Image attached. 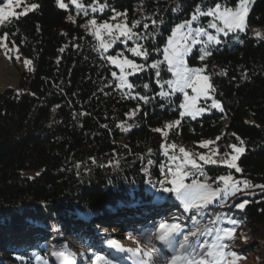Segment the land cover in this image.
I'll return each instance as SVG.
<instances>
[{"label":"trees","instance_id":"trees-1","mask_svg":"<svg viewBox=\"0 0 264 264\" xmlns=\"http://www.w3.org/2000/svg\"><path fill=\"white\" fill-rule=\"evenodd\" d=\"M29 2L39 7L0 25V34L7 32V40L33 65L20 74L16 88L0 91V264H49L44 261L46 256L73 248L68 241L81 238L84 249L79 264H90L94 252L105 255L95 245L90 247L87 231L91 226L111 227L113 220L131 218L139 227L150 228L155 220L148 219L147 213L166 209L179 214L175 209L180 202L172 194L162 193L157 181L164 179L161 169L167 171L170 157L180 147L194 155L208 149L227 154L232 151L230 144L245 148L236 161L241 172L222 163L204 164L196 155L205 175L190 177L185 183L211 177L208 182L216 186L222 182L215 178L231 173L253 187L247 194L229 195L225 204L214 201L196 217L195 224L218 220L216 225L221 228L236 227L240 240L225 250H236L243 264L245 260L264 264V189L255 187L264 185V0H252L244 32L231 33L219 45L210 44L212 54L203 61L198 58L200 46L186 57L189 66H207L205 73L222 106V110L213 108L196 119L180 118V93L172 97L171 104L156 95L160 87L154 69L128 76L135 85L133 91L147 95L148 103L129 98L126 87L116 86L111 72L119 69L102 59L103 50L88 24L92 18L98 24L112 21L110 9L92 13L89 8L85 16L70 0H64L67 9H61L57 0ZM80 2L87 7L92 0ZM100 2H108L118 12L126 11L129 26L140 21L136 32H144L145 23L152 32L149 18H162L164 24L154 42L162 49L175 24L190 17L197 5L206 10L217 2L234 6L238 0ZM70 15L74 21L68 19ZM118 19L124 22L123 16ZM231 36L238 41L233 42ZM142 43L153 46L151 40ZM132 46L128 41L127 47ZM114 47L106 55L123 51L138 64L163 58L152 53L145 62L132 56L121 42ZM161 75L171 77L166 71ZM177 119L180 125H175ZM157 127L162 131H154ZM204 141L213 143L204 148L200 146ZM173 143L177 147L167 148L165 155V148ZM147 185L153 188L151 192ZM244 201L248 203L243 209L236 207ZM233 219L238 221L236 225L230 223ZM186 223L195 225L189 220ZM114 226L130 236L123 223ZM47 234L53 238L49 247Z\"/></svg>","mask_w":264,"mask_h":264},{"label":"snow or ice","instance_id":"snow-or-ice-1","mask_svg":"<svg viewBox=\"0 0 264 264\" xmlns=\"http://www.w3.org/2000/svg\"><path fill=\"white\" fill-rule=\"evenodd\" d=\"M70 3L75 5L78 13L83 12L85 16L88 15V9L90 8L92 13H103L105 9H110L113 13L110 18L111 20H116L121 16L124 17L123 23L113 24L106 20L98 24L96 18H92L88 21V24L92 26L93 31L91 34L99 42V49L103 50L101 52L102 59H105L119 69V75L116 71L111 72V76L119 81L116 86L120 89L126 87L129 90L127 94L129 98H138L145 103L149 102L147 95H141L133 91L135 85L129 82L128 76L145 71L146 68H151L155 70V82L160 87V91L156 93L157 96L168 100L171 104L174 103L172 97L177 92L183 94V100L178 105V108L181 110L179 112L181 119L185 116L196 119L213 108L222 110L221 104L212 95L216 89L211 83L209 75L205 74L207 66L190 67L186 57L193 51L196 45H200V56L198 58L203 61L212 54L211 50H209L210 44L219 45L222 43L220 35L228 37L230 33L244 32L247 27L246 21L249 14V5L252 3V0H238V4L235 7L217 2L214 7H207L206 10H202L197 5L195 11L191 14V19H186L176 24L171 30L167 44L162 49L154 43L157 35L160 34L158 29L164 24L162 18L159 20L149 18L151 19V25L154 26L152 32L147 31L149 29L148 23L143 25L144 32H136L134 29L141 22L136 20L129 26L126 11L123 13L118 12L108 2L101 3L100 0H92V3L87 7L80 0H70ZM57 4L61 9L68 8V4L64 0H57ZM38 7L39 5L36 3L23 6V0H6L4 6L0 7V25L5 24L10 19H18L19 16L26 15L29 11H33ZM15 8H22V11L18 13L14 10ZM200 16L211 18L207 24V28L203 26L193 28L192 22L197 21ZM68 19L74 21V17L71 15ZM208 29L215 30L216 34H212ZM255 35L259 37L261 33L256 31ZM121 37L124 39L121 40ZM202 37H206V39H202ZM3 39L5 41L8 39L7 32L4 33ZM144 40H151L153 46L151 48L146 47L142 43ZM117 41L123 43L126 50L132 56L140 57L145 62L148 61L152 53H160L163 58L155 59L150 64H138L135 60L125 56L123 51H117L115 55H106L109 49H113ZM128 41L132 42V47H127ZM3 46L7 47V44ZM24 63L26 66H30L31 60H25ZM162 66L164 67L162 68ZM162 71L170 73L172 78L163 79L161 75ZM165 85L167 89H165ZM148 87L147 83L143 85L145 89ZM189 89L191 90V94L188 91ZM201 99L205 102L210 100L211 104L201 106ZM135 111H139V106ZM134 114L133 112L128 115ZM174 123L175 125H180L181 120L177 119ZM171 126L168 125V127ZM154 131L161 132L162 129L157 127ZM164 136L167 137L166 132ZM211 143L213 141H204L200 146L207 148ZM241 143L243 142L241 141ZM176 147L175 143L168 145L165 148L164 154L168 155L167 148L175 149ZM228 147L234 150L236 154L231 155L230 159H222L219 163L227 165L228 168L235 169L239 173L242 169L238 167L236 161L239 155L244 153L245 148L237 147L236 144H230ZM179 153L182 154V157L177 155L170 157L172 164L167 166V171L164 168L161 169L164 179L158 180L157 184L162 193L172 194L180 202L184 212L194 213L192 216H185V220L192 221L195 224L196 217L200 216L202 211L214 201L226 200L229 195H235L238 191H242L240 188L241 183H243L244 189L253 187L250 181L234 180L231 173L215 178V181L222 182V185L217 183L215 187H213L212 183L208 182L209 179H212L211 177H206L204 181L192 178L190 183H185L190 177L205 175L203 166L197 162L196 155H198V159L203 161L204 164H217L218 161L203 154L194 155L186 151L184 147L179 148ZM148 163L151 164L152 161H148ZM169 176L171 179L168 178ZM255 187L264 189V185H256ZM247 203L248 201H244L237 204L236 207L243 209ZM210 223L215 224L216 221H210ZM230 223L236 225L238 221L233 219ZM186 228L187 225L177 215H173L170 219L161 218L158 225H153L154 231L147 233L145 238L149 243H152V237L154 236L156 241L164 246V249L153 245V251L151 252L143 250L139 246L124 249L115 239H107V245L109 248L131 253L136 258L134 264H229L227 257L231 256L235 258L237 256V253L234 251H225L227 244L224 243L225 239H230L235 233L234 227L212 228L205 226L201 229L199 226H196L194 231L191 229L186 230ZM209 236L212 237L211 240L207 239ZM201 237L205 238L201 240ZM165 250H170V255H165ZM153 252L155 255H153ZM53 255L62 264H75L71 252L66 250L57 251ZM90 264H113V260L107 258L106 255L94 252L92 257H90Z\"/></svg>","mask_w":264,"mask_h":264},{"label":"rangeland","instance_id":"rangeland-1","mask_svg":"<svg viewBox=\"0 0 264 264\" xmlns=\"http://www.w3.org/2000/svg\"><path fill=\"white\" fill-rule=\"evenodd\" d=\"M5 3H6V0H4L3 3L0 4V7H3ZM30 4H32V3L29 2V0H23V6H29ZM237 4H238V2H237ZM236 5L231 6V7H235ZM212 7H214V6H212ZM14 10L19 13L22 11V8H15ZM187 19H191V16L188 17ZM185 20H183V21H185ZM210 20H211L210 17L200 16L197 21L192 22V26H193V28L201 27V26L207 28V24L210 22ZM183 21H181V22H183ZM109 22L113 23V24L122 23L120 21V19H118V18L116 20H112ZM181 22H179V23H181ZM179 23H177V24H179ZM208 31L214 35L216 34L215 30H213V29H208ZM251 31L254 33V31L252 29H251ZM230 34H229V36H230ZM170 35H171V33L168 35V37ZM229 36L224 37L223 35H220V39L222 41L228 40ZM168 37H167V39H168ZM231 37H232L233 42L238 41L236 36H231ZM105 39H107V37H105ZM123 39H121V40H123ZM167 39H166V44H167ZM202 39H206V37H202ZM117 42H120V41H117ZM4 44H7V47H4L3 46ZM166 44L164 45V47L166 46ZM196 46H200V45H196ZM114 48H116V46ZM128 58L131 59L130 57H128ZM25 60H30V59L23 56L20 49L18 48V46L15 43L9 42L8 40L5 41L3 39V35L0 34V91H3L7 87L16 88L18 86L20 74L33 69L32 62H31L30 66H26L24 63ZM136 63H137V61H136ZM190 67H197V66H190ZM128 71H130V70H128ZM116 72L119 75V70ZM171 78H172V76L170 77V79ZM118 83H119V81L117 80V84ZM188 91L191 94V90L189 89ZM180 94H181V102H182L183 94L182 93H180ZM212 95L221 104L219 99H217L215 97L214 93H212ZM210 104H211L210 100L205 102L203 99H201V101H200L201 106H207ZM201 154L208 156L212 159H216L219 163V161H221L222 159H230L231 155H235L236 153L234 152V150H232V151H228L227 154H222V153L218 152L217 150L208 149L207 152L201 153ZM176 155L182 157L181 153H178ZM234 180H238V179L234 178ZM213 187H215V186L213 185ZM240 188L242 189V191H238L237 194L249 193L250 188L244 189L243 183L240 184ZM146 189L148 192H151L153 190V188L149 185H147ZM227 202H228V200H223L222 204H225ZM176 208H177V209H175L176 213H179V214H175V215L179 216L183 223H186L187 220H185L184 217L188 216V215L186 214V212H184L181 205L179 207H176ZM174 213H175L174 211H169L166 209L165 210L160 209L157 211L147 213L146 215H147L148 219H150L152 221H153V219L155 220V223H153L150 228L149 227H145V228L139 227V224L137 223V221H134L131 218H130L131 220L129 218L113 220L110 223L111 227H109L108 225H106L108 227H105V225L102 227L91 226L92 228H89V231H87V235H88L87 238L90 241V247L95 245L96 249L99 252H104L105 255L107 256V258L113 260V264H134V261L136 258H134L131 255V253H128L126 251L121 252V251H118L116 249L109 248V246L107 245V239L117 240L118 243L124 249L136 248L139 246L141 249L151 252V251H153V245H156V247H158V248L164 249V246L160 245L159 242L156 241L154 236L152 237V243H149V241L145 238V235L151 231H154L153 225L154 224L158 225V222L160 221L161 218L170 219L174 215ZM114 221H117V222H114ZM215 221L217 222L218 220H215ZM116 223L117 224L123 223V227L126 228L127 230H130V236L124 235V232L122 229H117V226H114V224H116ZM216 224L217 223H215V224H211V223L210 224H204V220L200 223L195 224L194 226H190L191 224L186 223V225H187L186 230L191 229L194 231L196 226H199L201 229H203L205 226L212 227V228H221L219 225L217 226ZM223 228H226V227H223ZM131 233H134V235ZM50 235L51 234H47L48 247L50 245L51 239H53L52 236H50ZM180 238L182 239V237H180ZM204 238L205 237H201V240H203ZM237 238H238V235H235V233H234L230 239H225L224 243H226L227 246L234 247V246H236V244H238V242L240 240V239L237 240ZM63 239H66L68 241V238H66L64 236H63ZM207 239L211 240L212 237L209 236V237H207ZM72 240L68 241V242L70 244H73L74 247L73 248L69 247V250H66V251L71 252L73 254L75 263L79 264L80 263V251H83L82 249H84L83 248L84 246H82L83 244L80 243V241H82V238H81V240L78 239L79 241L78 240L72 241ZM85 248H87V247H85ZM232 250L236 251L234 249H232ZM54 252H56V251H53L50 256L49 255L46 256V259L44 261H46L49 264H62V262L59 261L53 255ZM153 255H155L154 252H153ZM165 255H170V250H165ZM239 258H240V256L237 253V256L235 258L229 256V257H227V260H228L229 264H243L242 262H240ZM85 260H87L86 262H88V257H86ZM89 262H90V259H89ZM244 264H249V262H247L245 260Z\"/></svg>","mask_w":264,"mask_h":264}]
</instances>
